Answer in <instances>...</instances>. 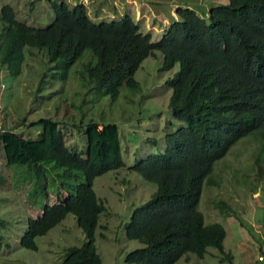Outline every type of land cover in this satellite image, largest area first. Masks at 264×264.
Segmentation results:
<instances>
[{"label":"trees","instance_id":"obj_1","mask_svg":"<svg viewBox=\"0 0 264 264\" xmlns=\"http://www.w3.org/2000/svg\"><path fill=\"white\" fill-rule=\"evenodd\" d=\"M51 5L54 17L44 28L18 21L13 7L2 5L0 65L10 77L20 75L25 52L31 49L41 50L55 64L54 77L63 82L71 66L84 58L81 75L86 74L98 96L114 101L123 86L139 90L135 72L156 50L162 53L166 69L178 65L166 84L171 90L168 106L182 124L165 136L163 152L132 166L144 180L156 183L157 190L132 211L125 225L126 237L142 244L126 253L125 262L174 264L183 256L187 261L189 255L202 258L209 247L224 253L226 230L219 222H206L199 201L204 181L214 184V164L241 138L255 132L264 141V0H228L206 14L180 5L176 18L156 40L128 14L115 21L94 22L83 3L70 8L60 0ZM32 124L40 128L34 138L1 127L6 165L26 166L41 178L46 164L53 163L63 169L65 195L28 219L20 245L35 250L36 237L70 213L85 241L68 246L59 264H102L95 230L107 208L97 197L93 181L124 167V162L106 155L109 142L94 120L83 127L74 125L86 135L82 152L68 147L58 121L40 118ZM4 182L0 175V185ZM225 205L217 203L220 211ZM223 259L232 262V254L225 253Z\"/></svg>","mask_w":264,"mask_h":264},{"label":"rangeland","instance_id":"obj_2","mask_svg":"<svg viewBox=\"0 0 264 264\" xmlns=\"http://www.w3.org/2000/svg\"><path fill=\"white\" fill-rule=\"evenodd\" d=\"M60 0H0L13 7L18 21L29 26L46 27L54 17L52 3ZM70 8L86 6L94 22L115 21L128 14L140 22L152 40L162 34L165 25L176 18L178 6H189L201 14L228 0H64ZM1 13V12H0ZM1 17V15H0ZM0 20V30L2 29ZM22 71L10 77L0 65V126L25 137H36L40 118L58 121L68 147L75 152L86 149L83 128L76 126L94 120L108 140V157L117 156L124 167L97 176L93 189L106 210L100 214L95 230V247L102 264H127L126 253L139 248L138 240L128 239L125 225L132 211L145 203L157 190V184L144 180L132 166L150 154L163 152L165 136L182 124L168 106L171 90L166 81L178 71L164 67L163 55L156 50L143 60L135 72L137 92L123 86L116 100L98 96L86 74L81 75L84 58L70 68L65 82L54 77L55 64L37 49L26 51ZM38 178L26 166H7L0 144V264H59L68 246L85 241L73 214L35 239L37 248L20 245L29 218L41 214L45 204H53L65 195L61 182L63 169L46 164ZM78 174V173H77ZM79 180H83L78 174ZM214 184L204 181L199 209L206 222H219L226 230L224 253L209 247L202 258L181 257L174 264H264V141L258 133L241 138L219 159L213 168ZM72 180V179H70ZM256 187V189H253ZM217 203H225L219 210ZM240 216L245 225L238 219ZM232 254V262L224 260Z\"/></svg>","mask_w":264,"mask_h":264},{"label":"built area","instance_id":"obj_3","mask_svg":"<svg viewBox=\"0 0 264 264\" xmlns=\"http://www.w3.org/2000/svg\"><path fill=\"white\" fill-rule=\"evenodd\" d=\"M2 126H0V129H1Z\"/></svg>","mask_w":264,"mask_h":264}]
</instances>
